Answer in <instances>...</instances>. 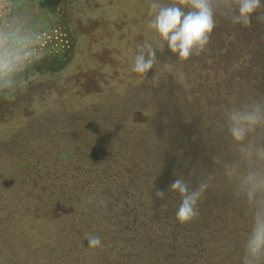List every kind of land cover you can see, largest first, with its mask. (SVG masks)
<instances>
[{
  "label": "trees",
  "instance_id": "trees-1",
  "mask_svg": "<svg viewBox=\"0 0 264 264\" xmlns=\"http://www.w3.org/2000/svg\"><path fill=\"white\" fill-rule=\"evenodd\" d=\"M245 86L253 100L261 80ZM34 113L0 137V262L243 264L253 212L244 213L240 186L249 173L234 167L215 119L203 131L181 113L137 124L135 110L74 94ZM209 174L224 199L207 189L198 216L181 224V197L169 185L182 176L195 188ZM89 234L100 247H89Z\"/></svg>",
  "mask_w": 264,
  "mask_h": 264
},
{
  "label": "rangeland",
  "instance_id": "rangeland-1",
  "mask_svg": "<svg viewBox=\"0 0 264 264\" xmlns=\"http://www.w3.org/2000/svg\"><path fill=\"white\" fill-rule=\"evenodd\" d=\"M5 1L0 0V32ZM152 2L72 0L69 24L74 34V52L68 62L58 66L54 77L41 78L20 100L14 96L3 104L0 137L5 133L12 135L35 109L56 107L57 96L68 98L74 94L93 99L105 109L114 104L119 111L135 110L137 124L164 115L178 120L181 113L185 121L193 117L194 127L203 131L209 119H215L222 134L231 141L229 156L239 160L234 167L248 173H264V158L256 155V150L264 147V127L249 133L243 142L235 141L229 132V114L240 109L241 100L242 106L264 102V23L256 19L257 15L264 14V9L253 15L249 26L233 25L224 16L217 15L204 51L180 61L166 46L161 50L155 44L154 32L147 28V23L154 18ZM156 2L168 6L174 0ZM261 3L264 5V0ZM146 42L156 47V62L149 72L137 74L132 71L134 59ZM250 77L261 80L260 93L253 100L241 93L248 90L245 82ZM243 149L251 155H246ZM235 179L230 177L224 184L234 189ZM217 189L208 187V192L224 199ZM240 189L245 204H239L251 216L249 211H254V205L246 203L244 184ZM0 264L22 262L16 257L14 263L2 261Z\"/></svg>",
  "mask_w": 264,
  "mask_h": 264
},
{
  "label": "clouds",
  "instance_id": "clouds-1",
  "mask_svg": "<svg viewBox=\"0 0 264 264\" xmlns=\"http://www.w3.org/2000/svg\"><path fill=\"white\" fill-rule=\"evenodd\" d=\"M154 18L147 23V28L155 35V44L163 50L167 49L180 61H186L191 56L200 55L208 45L215 27L217 15L224 16L233 25L249 26L252 17L260 9H264L261 0H174L168 6H163L153 0L150 5ZM264 23V14L256 16ZM25 36L9 27L0 32V84H6L4 77L32 58L27 49ZM157 58L156 47L146 42L135 56L132 71L137 74L149 72ZM6 99H12V93L4 91ZM258 127H264V102L254 101L251 105L233 110L229 114V132L237 142H243L249 133ZM246 155H251L243 149ZM259 158H264V147L256 150ZM212 176L201 180L195 188L179 176L169 185V191L178 193L181 197L176 219L185 224L199 214L198 202L211 183ZM248 201L254 205L251 231L244 245L243 264H264V173L250 172L243 181ZM158 199L165 197V192L157 190ZM161 204V209H166ZM90 248L101 246V238L91 234L86 235Z\"/></svg>",
  "mask_w": 264,
  "mask_h": 264
},
{
  "label": "flooded vegetation",
  "instance_id": "flooded-vegetation-1",
  "mask_svg": "<svg viewBox=\"0 0 264 264\" xmlns=\"http://www.w3.org/2000/svg\"><path fill=\"white\" fill-rule=\"evenodd\" d=\"M72 0H6L1 18V32L11 27L25 36L32 58L4 77L0 93L13 97L26 93L41 78L54 77L59 63L68 62L75 40L69 24ZM0 94V104L6 103Z\"/></svg>",
  "mask_w": 264,
  "mask_h": 264
}]
</instances>
